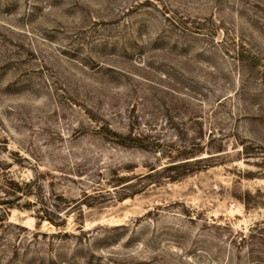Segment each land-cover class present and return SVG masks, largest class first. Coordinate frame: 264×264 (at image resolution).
Here are the masks:
<instances>
[{
  "label": "rangeland",
  "instance_id": "1",
  "mask_svg": "<svg viewBox=\"0 0 264 264\" xmlns=\"http://www.w3.org/2000/svg\"><path fill=\"white\" fill-rule=\"evenodd\" d=\"M0 264H264V0H0Z\"/></svg>",
  "mask_w": 264,
  "mask_h": 264
}]
</instances>
